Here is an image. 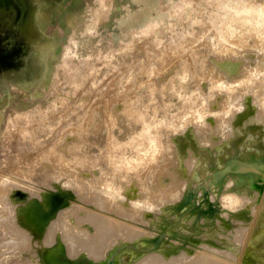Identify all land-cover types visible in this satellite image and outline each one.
I'll return each instance as SVG.
<instances>
[{
	"label": "rangeland",
	"instance_id": "374dc122",
	"mask_svg": "<svg viewBox=\"0 0 264 264\" xmlns=\"http://www.w3.org/2000/svg\"><path fill=\"white\" fill-rule=\"evenodd\" d=\"M1 189L6 264H264V0H0Z\"/></svg>",
	"mask_w": 264,
	"mask_h": 264
},
{
	"label": "bare ground",
	"instance_id": "6f19581e",
	"mask_svg": "<svg viewBox=\"0 0 264 264\" xmlns=\"http://www.w3.org/2000/svg\"><path fill=\"white\" fill-rule=\"evenodd\" d=\"M224 1H225V0H224ZM231 1H232V0H231ZM191 3H192V2H191ZM225 4H226V3H225ZM227 4H228V2H227ZM223 5H224V4H223ZM223 5L221 6V9H222ZM239 5H240V4H239ZM225 6H226V5H225ZM237 7H238V6H237ZM226 8L228 9V8H230V7H226ZM229 10H230V9H229ZM235 10H236V8H235ZM217 11H218V10H217ZM217 11H216V12H217ZM219 11H221V13H222L223 11L226 12L227 10H223V11H222V10H219ZM230 11H231V10H230ZM237 11H238V10H237ZM231 13H232V12H231ZM224 14H225V16H226V13H224ZM249 14H250V13H249ZM218 15H219V13H218ZM234 15H236V14H234ZM239 15H240V13H239ZM250 15H251V14H250ZM229 16H230V15H229ZM236 16H237V15H236ZM236 16H235V17H236ZM258 16H259V15H258ZM219 17H220V16H219ZM221 17H222V16H221ZM226 17H227V16H226ZM214 18H215V17H214ZM224 18H225V17H224ZM216 19H217V18H216ZM229 19H230V17H229ZM222 20H223V19H222ZM225 22H226V21H225ZM226 23H227V22H226ZM216 24H218V23H216ZM234 25H235V24H234ZM220 26H221V24H220ZM230 27H231V26H230ZM231 28H232V27H231ZM221 30H222V29H221ZM230 30H231V29H230ZM177 48H178V47H177ZM189 55H191V54H189ZM190 57H191V56H190ZM192 57H193V56H192ZM172 58H173V57H172ZM184 59L187 60L188 58L185 57ZM169 60H170V59H169ZM169 60H168V61H169ZM186 60H185V61H186ZM65 61H66V62H65ZM65 61H64V63H63V67H66L67 69H69L68 71L72 70V72H73V73L69 74V76L71 75L70 78L74 79L75 77L72 76V74H74V75H76V77H77L76 79H78L77 84L75 83L74 80H72V81H74V83H75V84H74V83H73V84L76 85L75 88H76L77 85L79 84V81H83V82H84L85 79H87V80H88V79H91L92 81H94V79L89 78V75H90V74L92 75V74L95 73V72H94V69L92 68L91 65H88V64H82V65L84 66V69L86 68V73H87V70H88V78H86V77H87V76H86L87 74H85V76H84L85 79H82V78L80 77V75L82 76V74H83V73H82V74L80 73V71H82V70L79 71V70H78V67L76 66V64L73 65L74 63L71 62V61H69L68 59H66ZM168 61H167V62H168ZM170 61H171V60H170ZM187 61H188V60H187ZM70 62H71V63H70ZM82 62L91 63V62H88V61H82ZM167 62H166V63H167ZM171 62H172V61H171ZM168 63H169V62H168ZM187 63H188V62H187ZM82 65H81L80 67H82ZM169 65H170V64H169ZM173 65H174V64H173ZM175 65H176V64H175ZM78 66H79V65H78ZM166 67H167V66H166ZM167 68H168V67H167ZM169 68H170V67H169ZM173 68H174V66H173ZM63 69H64V68H63ZM81 69H82V68H81ZM171 69H172V68H171ZM168 71H169V70H168ZM223 71H224V70H223ZM83 72H85V70H84ZM228 72H229V71H228ZM228 72L225 71V73H227V74H228ZM69 73H70V72H69ZM89 73H90V74H89ZM61 74H62V73H61ZM64 74H65V73H64ZM65 75H67V74H65ZM67 76H68V75H67ZM78 77H79L80 79H79ZM90 77H91V76H90ZM70 78H67V79H70ZM65 79H66V78H65ZM76 79H75V80H76ZM222 79H223V78H222ZM155 80H158V81H157V84H158V82H159L161 79H160V78H156ZM72 81L69 80L68 82H71V83H72ZM89 82H90V81H89ZM71 83H69V86L71 85ZM220 83H221V82H220ZM224 83H225V82H224ZM73 84H72V86H74ZM84 84H85V83H84ZM155 84H156V83H155ZM79 85H80V84H79ZM79 85H78V86H79ZM90 86H91V85H90ZM90 86H89V87H90ZM158 86H159V85H158ZM224 86H225V84H224ZM230 86H231V85H230ZM81 87H83V86L81 85ZM72 88H73V87H72ZM75 88H74V89H75ZM79 88H80V87H79ZM79 88H78V89H79ZM222 88H223V86H222ZM224 88H225V87H224ZM93 89H94V88H93ZM232 89H233V88H232ZM76 90H77V89H76ZM91 90H92V89H91ZM80 91H81V90H80ZM80 91H79V92H80ZM88 92H89V91H88ZM105 97H107V96H105ZM105 97H104V98H105ZM107 99H108V98H107ZM54 100H55V99H54ZM191 101H192V100H191ZM214 101H215V100H214ZM56 104H58V103H56ZM56 104L54 103V106H55V107L57 106ZM60 104H61V103H60ZM116 104H117V103H116ZM36 106H37V105H36ZM59 106H60V107H59ZM57 107L61 108V107H63V106H61V105L58 104ZM57 107H56V108H57ZM114 107H116V106L114 105ZM59 108H58V109H59ZM112 109H113V108H112ZM59 110H60V109H59ZM59 110H58V111H59ZM221 113H222V112H221ZM204 114H205V112H204ZM15 115H16V114H15ZM18 115H19V113H17V115H16L17 118H18ZM22 115H23V114H22ZM201 115H202V114H201ZM16 116H15V117H16ZM196 116H197V115H196ZM12 117L14 118V116H12ZM20 117H21V119H20ZM202 117H203V116H202ZM221 117H222V116H221ZM17 118H16V120H17ZM22 118H23V116H21V113H20L19 119L22 120ZM24 118H26V117H24ZM197 118H198V117H197ZM197 118H196V119H197ZM14 119H15V118H14ZM202 119H203V118H202ZM222 119H223V118H222ZM224 119H225V118H224ZM14 121H15V120H14ZM18 121H19V120H18ZM194 121H195V120H194ZM219 121H221V120H219ZM225 121H226V120H225ZM225 121H223V122L225 123ZM197 122H198V121H197ZM221 122H222V121H221ZM11 123H12V122H11ZM16 123H19V122L16 121ZM22 123H24L23 120H22ZM217 123H218V122H217ZM227 123H228V121H227ZM26 124H27V123H24V124L21 125V123H20V125H18V127L21 126V128H22V129L20 128V133H21V136H23V137L28 133V131L26 130V126H25ZM33 124H34V123H33ZM225 124H226V123H225ZM35 125H36V124H35ZM221 125H222V124H221ZM223 125H224V124H223ZM223 125H222V126H223ZM22 126H23V127H22ZM215 126H216V125H215ZM218 126L221 127L220 124H218ZM216 128L218 129V127H216ZM225 128H226V127H225ZM18 129H19V128H18ZM214 129H215V128H214ZM217 129H216V130H217ZM220 129H221V128H220ZM100 130H101V129H100ZM102 131H103V130H102ZM198 133H199V135H200V132H198ZM4 134H5V133H4ZM2 137H3V136L1 135V138H2ZM141 143H142V142H140V144H141ZM138 145H139V144H138ZM63 171H64V170H63ZM174 173H175V172H174ZM176 177L178 178V176H176ZM176 177H175V178H176ZM69 181H70V180H69ZM8 189H9V188H8ZM4 192H5V191H4L3 189L0 190V194H5ZM6 192H7V191H6ZM8 193H9V192H8ZM165 195L167 196V194H165ZM170 195H171V194H169V196H170ZM2 196L4 197V195H2ZM6 196H7V195H6ZM163 197H164V195H163ZM167 198L169 199V197H167ZM0 199H1V197H0ZM157 199H158V198H157ZM159 199H160V198H159ZM168 199H167V200H168ZM236 199H237V198H236ZM1 200L4 201V200H5V197H4V199L2 198ZM133 200H134V199H133ZM121 201H122V200H121ZM124 201H125V200H124ZM126 201H128V200H126ZM126 201H125V202H126ZM129 201H130V200H129ZM129 201H128V202H129ZM137 201L139 202V200H137ZM1 202H2V201H1ZM131 202H132V200H131ZM131 202H130V203H131ZM133 202H134V201H133ZM4 203H5V201H4ZM122 203H123V202H122ZM126 203H127V202H126ZM130 203H128V204H130ZM135 203H136V202H135ZM234 203H235V202H234ZM2 204H3V203H2ZM133 204H134V203H133ZM137 205H138V204H137ZM140 205H141V204H139V206H140ZM5 206H6V205H3L2 208H1V206H0V224H2V226H3V224H4V226H6L7 228H9V230L12 229L11 232H13L14 228H16V227H15V223H14V225H13V222H12V219H11V212H10L9 210H7V209L5 208ZM115 206H116V205H115ZM121 206H123V205H121ZM133 206H134V205H133ZM149 207H150V206H149ZM151 207H152V206H151ZM127 208H128V207H127ZM140 208H141V207H140ZM147 208H148V207H147ZM118 209H119V208H118ZM124 209L126 210V208H124ZM131 209H132V208H131ZM137 209H138V208H137ZM116 210H117V209H116ZM119 210H120V209H119ZM119 210H118V212H119ZM130 211H131V210H130ZM124 212H126V211H124ZM126 213H127V212H126ZM130 213H131V212H130ZM135 213H137V212H135ZM132 214H133V213H132ZM88 215H89V214H88ZM89 216H90V215H89ZM94 216H95V215H94ZM94 216H93V217H94ZM122 216H123V215H122ZM129 216H130V215H129ZM86 217H87V216H86ZM86 217H85V218H86ZM90 217H91V216H90ZM137 217H138V216H137ZM75 218H76V217H75ZM91 218H92V217H91ZM91 218H90V220H91ZM86 219H87V218H86ZM94 219H95V218H93V220H94ZM130 219H131V218H130ZM88 220H89V219H88ZM93 220H92V221H93ZM95 220H96V219H95ZM92 221H91V222H92ZM88 222H89V221H88ZM113 222H114V221H113ZM80 223H81V222H80ZM116 223H117V222H116ZM91 224H92V223H91ZM97 224H98V223H97ZM102 224H104V223H102ZM102 224H101V226H102ZM111 224H112V223H110L109 225H111ZM114 225H116V224H114ZM118 225H119V224H118ZM120 225H121V224H120ZM128 225H129V224H128ZM52 226H53V225H52ZM94 226H95V225H94ZM97 226H98V225H97ZM99 226H100V225H99ZM99 226H98V227H99ZM106 226H107V225H106ZM129 226H130V225H129ZM104 227H105V226H104ZM108 227H109V226H108ZM122 227H123V226H122ZM125 227H126V226H125ZM0 228H1V227H0ZM4 228H5V227H4ZM4 228H3V229H4ZM17 228H18V227H17ZM101 228H103V227H101ZM112 228H113V226H112ZM112 228H110V229H112ZM117 228H118V227H117ZM117 228H116V229H117ZM95 229H98V228L95 227ZM104 229H105V228H104ZM1 230H2V229H1ZM16 230H17V229H16ZM99 230H100V229H99ZM112 230H113V229H112ZM118 230H119V228H118ZM126 230H127V229H126ZM129 230H131V229H129ZM4 231H7V230H4ZM21 231H22V230H21ZM107 231H108V230H107ZM110 231H111V230H110ZM131 231H133V230H131ZM7 232H8V231H7ZM7 232H6V233H7ZM16 232H18V231H15V233H16ZM71 232H72V231H71ZM105 232H106V231H105ZM115 232H117V231L115 230ZM122 232H123V230H122ZM125 232H126V231H125ZM125 232H124V233H125ZM19 233H22V232L19 231ZM75 233H77V232H75ZM75 233H74V234H71V233H70L71 235H70L69 238L71 239V241H73L72 244L77 243V244H79V245L82 246V249H83V247L85 248V249H83V250H86V249H87V250H89V252H92V251H94L95 249L97 250V249H98V246L101 245V242H104V241L101 240V238H102L101 236H100V237H95V238H97V239H95L94 237H93L94 239H92V237L90 238V235H89V238H88V237L85 238L84 236H82L83 234L81 235V234L79 233V234H80V235H79V234H75ZM97 233H98V232H97ZM99 233H101V232H99ZM99 233H98V235H99ZM113 233H114V232H113ZM3 234H4V232H3ZM16 234H17V233H16ZM107 234H108V233H107ZM111 234H112V233H111ZM114 234H116V233H114ZM125 234H126V233H125ZM129 234H130V232H129ZM11 235H12V234H11ZM18 235H19V236H17V237H18V242H16V241H15V242H14V241H10L11 244H13V243L15 244V245L13 244V247L15 246V248H16L17 246H18V247H20V246H24V245H25V241H26V238H25L24 236H21V234H18ZM86 235H87V234H86ZM87 236H88V235H87ZM93 236H94V235H93ZM95 236H96V235H95ZM103 236H104V235H103ZM107 236H108V235H107ZM62 237H63V236H62ZM115 237H116V236H115ZM115 237H114V238H115ZM99 238H100V239H99ZM103 238H104V237H103ZM110 239H111V238H110ZM10 240H12V237L10 238ZM100 240H101V242H100ZM65 241H66V240H65ZM71 241H70V243H71ZM12 242H13V243H12ZM6 243H7V239H6ZM6 243H5V244H6ZM8 243H9V242H8ZM8 243H7V244H8ZM104 243H105V242H104ZM7 244H6V245H7ZM72 244H70V245H72ZM70 245H69V246H70ZM103 245H104V244H103ZM69 246H68V247H69ZM3 247H4V246H3ZM73 247H74V246H73ZM96 247H97V248H96ZM102 248H103V246H102ZM102 248H101V249H102ZM70 249H71V248H70ZM70 249H69V250H70ZM76 249H78V248H76ZM103 249H104V248H103ZM74 250H75V249H74ZM80 250H81V249H80ZM96 250H95V251H96ZM67 251H68V250H67ZM95 251H94V252H95ZM99 251H101V250H99ZM68 252H71V251H68ZM73 252H74V251H73ZM76 252H77V251H76ZM87 253H88V252H87ZM96 253H97V252H96ZM98 253H99V252H98ZM101 253H102V252H101ZM101 253H100V254H101ZM73 255H74V254H73ZM89 255H90V254H89ZM93 255H94V254H93ZM95 256H96V255H95ZM97 256H98V255H97ZM156 256H157V255H156ZM223 256H224V255H223ZM157 257H158V256H157ZM198 257H199V255H198ZM226 257H227V256H226ZM96 258H97V257H96ZM153 258H154V257H153ZM155 258H156V257H155ZM158 258H159V257H158ZM194 258H195V257H194ZM201 258H202V257H201ZM206 258H207V257H206ZM219 258H222V257H219ZM156 259H157V258H156ZM156 259H155V260H156ZM161 259H162V258H161ZM197 259H198V258H196V260H197ZM204 259H205V258H204ZM209 259H210V258H209ZM216 259H217V258H216ZM226 259H227V258H226ZM158 260H159V259H157V261H158ZM192 260H193V259H192ZM205 260H206V259H205ZM218 260H219V259H218ZM218 260H217V261H218ZM150 261H151V259H150ZM176 261H177V260H176ZM214 261H215V260H214ZM217 261H216V262H217ZM226 261H227V260H226ZM6 262H7V261H6V258H3L2 256H0V264H6ZM14 262H15V261H14ZM14 262H13V263H14ZM181 262H182V261H181ZM197 262H198V260L196 261V264L199 263V262H198V263H197ZM216 262H215V263H216ZM221 262H224V260H221ZM228 262H231V261H228ZM10 263H12V262H10ZM143 263H144V261H143ZM159 263H160V262H159ZM159 263H158V264H159ZM163 263H164V262H163ZM185 263H187V262L185 261ZM193 263H195V261H194ZM225 263H227V262H225ZM24 264H25V263H24ZM147 264H148V262H147ZM191 264H192V263H191ZM200 264H201V263H200ZM218 264H219V261H218ZM222 264H223V263H222Z\"/></svg>",
	"mask_w": 264,
	"mask_h": 264
}]
</instances>
